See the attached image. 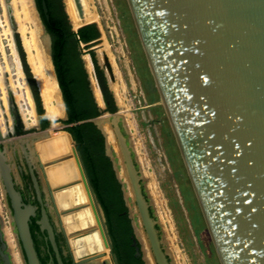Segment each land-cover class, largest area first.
Returning <instances> with one entry per match:
<instances>
[{
	"label": "water",
	"instance_id": "1",
	"mask_svg": "<svg viewBox=\"0 0 264 264\" xmlns=\"http://www.w3.org/2000/svg\"><path fill=\"white\" fill-rule=\"evenodd\" d=\"M129 2L222 264H264V0ZM76 3L81 13V0H76ZM42 7L46 19L49 20L46 0H42ZM69 23L72 24L71 19ZM92 24L96 23H84L73 30L78 32ZM42 28L49 39L53 62V41L43 20ZM97 41L98 39L86 45H93ZM20 61L29 85L21 57ZM99 66L103 68L101 63ZM108 67L112 73L111 77L105 70L104 74L117 110L114 113L107 111L100 84L102 103L97 101L92 80L88 79L100 112V116L89 121L98 127L105 138L106 155L112 162L127 205L124 183L118 175L117 162L110 150L108 136L102 128V124H110L130 172L136 203L154 258L157 264H172L169 261L170 253L163 248L165 243L159 238L156 222L150 216L149 205L139 181L144 180V175L140 166L139 169L136 166L139 165V160L134 145L128 138L126 119L110 84L115 81L112 65L108 64ZM31 74L36 82L45 116L52 123L47 129L41 127L37 104L29 85L38 123L32 128L18 125L25 132V135L20 136L11 132L5 137L0 130V176L11 201L10 209L21 243L24 263L40 264L29 231L31 217L36 215L37 208L25 205L21 194L15 189L12 182V159L7 155V151L13 148L15 153L20 146L30 167L38 170L43 183L45 165L39 160L34 162L30 159L35 150L34 144L45 139L49 129L56 123L59 129H66L68 125L64 122L69 119V115L64 98L66 116L56 119L48 115L33 70ZM68 134L74 143L90 198L93 201V193L98 203L93 207L102 237L106 246L111 247L114 263L118 264L103 207L94 192L77 143L72 134ZM33 177L39 200L43 203L37 178L35 175ZM47 190L43 183L46 206L66 236L60 213L55 206L54 193L49 187ZM129 218L134 230L132 246L135 248V255L141 257L144 264H148L131 213ZM42 223L54 241L53 229L48 223L45 207ZM66 238L73 254L68 237ZM0 240L4 241L1 227ZM6 247L4 242L2 248ZM0 254L6 264H11L8 253L0 251ZM98 257L75 262L90 264Z\"/></svg>",
	"mask_w": 264,
	"mask_h": 264
},
{
	"label": "rangeland",
	"instance_id": "2",
	"mask_svg": "<svg viewBox=\"0 0 264 264\" xmlns=\"http://www.w3.org/2000/svg\"><path fill=\"white\" fill-rule=\"evenodd\" d=\"M61 1L68 19H71L67 0ZM35 2L36 0H33L35 13L42 25L43 18ZM93 5L100 15V21L95 22L100 31V38L93 45L80 44L84 68L88 79L93 81L92 87L99 88L96 67L92 66L90 69L84 60L85 57L89 56L93 60L94 54L99 65L101 63L99 52L104 50L108 62L118 67L121 78L115 76V81H111L110 84H118L119 97L128 107V111L123 112L129 116L128 138L132 141L139 160V165L136 166L138 169L140 166L144 175L147 173L148 179L139 181L149 205L150 216L156 222L155 227L159 238L165 243L163 248L171 255L169 261L172 264H222L172 122L163 105L130 2L129 0H93ZM70 25L73 30L74 25ZM21 27L25 29V37L29 39L32 25L25 19L19 0H0V99L5 94L8 100L11 92L15 93L16 102L22 113V100L17 98L18 90L13 85L16 83L15 68H10L7 64L8 60L12 61L14 58L12 50V44H14L17 54L19 50L18 57L20 56L23 61L25 72V66H27L31 73L27 64L28 53ZM20 50L23 51L24 58ZM102 65L103 68L99 67L104 73L107 64ZM3 69L10 74L9 78L5 77L4 73L1 75ZM6 82L10 83V96ZM1 113L0 109V118H2ZM23 121L27 125L25 119ZM60 131L68 132L66 129H60ZM13 152V148L7 151V155L12 159V175L16 182L22 185L15 156L17 154L23 161L24 151L18 146V150ZM2 182L0 176V227L7 243V253L13 262L17 254L20 264H25L18 234L15 231L10 201ZM148 182L152 184L149 185ZM126 207L129 217L131 213L129 202ZM103 212L109 229L104 208ZM137 217L140 218L141 215ZM132 221L134 222L133 216ZM110 260L111 264H115L111 255Z\"/></svg>",
	"mask_w": 264,
	"mask_h": 264
},
{
	"label": "bare ground",
	"instance_id": "3",
	"mask_svg": "<svg viewBox=\"0 0 264 264\" xmlns=\"http://www.w3.org/2000/svg\"><path fill=\"white\" fill-rule=\"evenodd\" d=\"M19 2L22 5L25 19L32 25L29 39L25 37V29L21 27V30L23 31L24 35L25 49L28 53L27 60L31 70H33L34 76L38 81L47 113L50 117L56 119L65 117V105L50 55L48 36L44 33L42 25L36 16L33 0H19ZM67 3V9L70 14L72 24L76 29L84 23H95L100 21V15L93 5V0H81V13L78 9L76 0H67ZM12 50L14 58L12 61L8 60L7 64L10 68H15L16 83L13 85L14 88L18 90V94L16 95L17 98L22 100L21 109L24 117L20 111V106L16 102L15 93L11 92L10 96V83L6 82L7 84L5 85L7 89H9L8 94L10 99L7 100V96L5 94L3 98L0 99V109L2 111V118H0V130L2 135L5 137H8L11 132L15 133V129L18 125L22 126L23 128H32L36 127L38 123L34 98L32 96L14 44H12ZM99 58L102 64H107V66L105 65L104 70L108 73L109 77H111L112 73L108 67V64L110 63L108 62V59H106L107 57L104 50L99 52ZM84 60L91 69L93 66L91 57L86 56ZM111 65L114 76L120 79L121 76L117 65ZM150 65L153 75L155 76L151 61ZM3 73L5 77H10V74L7 72V70L4 71L3 69L1 75ZM118 88V84H112V89L118 98L117 100L123 113L128 111V107H126L120 99ZM94 91L97 101L101 104L102 95L99 88L95 87ZM161 96L163 105L165 106L171 120L166 101L163 95ZM124 117L129 126V116L124 114ZM23 118L25 119L27 125H25ZM12 125H14L13 129ZM102 128L108 136L110 150L114 154L115 160L117 162L118 175L121 181L124 183L125 194L128 202L131 205V214L134 217L136 226L135 229L137 230V233L142 241L146 261L148 264H157L146 230L144 229L145 226L143 224L142 218L140 217L139 208L135 203L136 196L134 193V187L132 185V181H130L131 176L124 160L123 151L119 145L115 133L110 127V124L104 123L102 124ZM34 147L35 150H33V154H31L30 159L34 162L39 160L45 165V177L43 182L45 184L46 190L49 187L54 193L55 206L60 213L62 225L70 242L75 260L81 261L82 259L99 256L90 264H111V247L110 245L106 246L102 237L99 223L94 213L93 206L94 204L97 206L98 203L93 193V201L90 198L85 180L82 176L79 159L75 152V146L71 141L69 134L61 132L58 124H54L52 128L49 129L48 136L45 139L36 142ZM139 153L140 152L138 150V154ZM145 174L147 175V173ZM146 175H144V178L147 179ZM148 183L149 185L152 184V182ZM8 239L10 240L9 242H11L10 237H8ZM11 262L12 264H20L19 256L16 254L14 256L15 263L13 262L12 258Z\"/></svg>",
	"mask_w": 264,
	"mask_h": 264
},
{
	"label": "trees",
	"instance_id": "4",
	"mask_svg": "<svg viewBox=\"0 0 264 264\" xmlns=\"http://www.w3.org/2000/svg\"><path fill=\"white\" fill-rule=\"evenodd\" d=\"M48 32L52 37V57L59 85L66 104L69 119L64 123L77 143L90 182L101 205L103 206L113 241L114 253L119 264H144L141 257L135 255L133 227L128 217L121 184L117 181L110 158L106 155L105 138L90 119L100 116L98 106L88 81L80 52V44H88L100 38L96 24L88 25L74 32L65 12L61 11V0H46L47 20L42 7V0H36ZM24 58V53L21 51ZM98 81L102 89L107 111L116 112L117 107L106 77L93 54ZM26 67L43 128L47 129L52 121L45 116L41 97L32 75Z\"/></svg>",
	"mask_w": 264,
	"mask_h": 264
},
{
	"label": "flooded vegetation",
	"instance_id": "5",
	"mask_svg": "<svg viewBox=\"0 0 264 264\" xmlns=\"http://www.w3.org/2000/svg\"><path fill=\"white\" fill-rule=\"evenodd\" d=\"M60 9L61 11L65 12L62 6V1L60 3ZM39 121L41 127L43 128L42 122L40 120V116H39ZM24 133L25 132H23V130L19 126L16 127L15 134H17V136L24 135ZM2 149H4L3 145H2ZM15 157H16V165L21 175L22 185H19L16 182L15 178L13 177L12 182H14V187L21 194L22 201L25 205H33L37 208L36 215L31 217L29 231H31V235L34 241L35 249L38 254L40 264H77L75 262L73 254L71 253L65 234L57 226L54 216L50 213L48 207L46 206L45 192L43 191V183L41 182L42 180L40 178V174L38 170L34 167L33 168L30 167L28 159L25 154L23 161L19 159L17 154ZM33 175H35V177L37 178L36 182H38L39 189L41 190V197L43 203L40 202L39 200L38 190L36 187V183L34 182ZM43 207H45L48 213V223L53 229L54 241L52 240L51 234L49 233L48 229L44 228L42 223ZM4 242H5V238L4 241L0 240V251H4V253H7V247L2 248ZM10 262H11V256H10ZM0 264H6V261L1 254H0Z\"/></svg>",
	"mask_w": 264,
	"mask_h": 264
}]
</instances>
